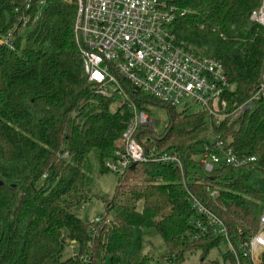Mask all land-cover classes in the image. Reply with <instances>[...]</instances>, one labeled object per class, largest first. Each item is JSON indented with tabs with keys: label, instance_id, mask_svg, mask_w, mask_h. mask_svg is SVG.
Listing matches in <instances>:
<instances>
[{
	"label": "trees",
	"instance_id": "trees-1",
	"mask_svg": "<svg viewBox=\"0 0 264 264\" xmlns=\"http://www.w3.org/2000/svg\"><path fill=\"white\" fill-rule=\"evenodd\" d=\"M169 1L179 9L176 43L223 64L235 85L226 95L228 111L245 104L261 82L264 27L251 19L260 0ZM18 7L16 0H0V39L9 38L0 43V264H101L105 258L119 264L136 227L159 231L168 264H183L194 251L206 257L222 241L228 249L212 264H251L241 244L264 214V190L250 182L264 173V99L219 125L206 112L160 103L170 123L160 137L152 126L140 127L139 142L149 157L176 149L183 167L151 159L130 164L104 200L101 222H85L75 211L90 198V163L109 171L104 163L120 148L133 115L130 102L143 108L154 98L129 86V98L97 92L76 44L75 4ZM217 136L238 158L256 161L206 172L196 158ZM194 199L222 220L229 240L196 226L203 215ZM72 241L79 252L64 258Z\"/></svg>",
	"mask_w": 264,
	"mask_h": 264
},
{
	"label": "built area",
	"instance_id": "built-area-1",
	"mask_svg": "<svg viewBox=\"0 0 264 264\" xmlns=\"http://www.w3.org/2000/svg\"><path fill=\"white\" fill-rule=\"evenodd\" d=\"M16 1L26 12L33 7L40 11L54 0ZM57 1L76 5V44L87 80L96 86L99 94L129 98L126 87L129 86L174 109L191 102L199 105L200 111L206 112L216 125L237 118L255 101L264 99L263 54L258 89L245 104L228 111L226 95L235 89L234 83L219 60L176 43L173 26L179 9L169 0ZM251 19L264 27V0L252 11ZM1 42L8 44L9 38L3 37ZM129 106L133 115L122 134L120 148L113 158L105 161L106 169L121 176L130 164L149 159L182 168L181 154L174 149L148 157L139 142L138 130L142 126H152L154 120L135 103L130 102ZM203 149L201 162L206 172L221 163L237 168L256 161V157L238 158L219 136L212 143H205ZM207 191L212 197L217 194L216 190ZM193 206L203 215V219L195 222L196 226L212 229L229 240L220 218L196 199ZM100 220L101 217H96L93 221ZM71 243L74 247L75 241ZM241 247L251 264H264V214L260 217L258 231L242 242ZM84 261L88 263L87 259Z\"/></svg>",
	"mask_w": 264,
	"mask_h": 264
},
{
	"label": "rangeland",
	"instance_id": "rangeland-1",
	"mask_svg": "<svg viewBox=\"0 0 264 264\" xmlns=\"http://www.w3.org/2000/svg\"><path fill=\"white\" fill-rule=\"evenodd\" d=\"M141 105L143 108L139 109L144 110L154 120L152 125L153 135L160 137V134H163L165 128L170 123L169 109L154 99H147L145 102H142ZM176 110L179 112H198L201 110V107L197 104L188 102V104H181L176 108ZM196 159L201 158L200 156H197ZM89 172L90 177L92 178L90 185V198L78 209H76L75 214L85 222L99 223L102 219L99 222L93 220L96 217H101L104 213V200L106 198H112L115 194L116 187L119 182V175L111 171L101 173L96 160H92L90 163ZM250 182L252 185L256 184L260 189L264 190V173L256 172L251 177ZM127 184L136 185L133 181H128ZM110 218L111 217H107L106 222H109ZM71 244L64 248V258H71L78 254V247H72ZM227 249L228 245L226 241H222L220 244V249L215 248L206 257H202V253L200 251H194L188 255L187 260L183 264H212V261H222L220 250L224 251ZM167 251L168 250L165 240L156 228L136 227L133 232L131 244L125 250L119 264H129V261L132 258L139 256L150 257L145 258V264L148 262H152V264H168V261L166 260ZM83 259L85 260L86 257H83ZM101 264H112V262L109 258H105Z\"/></svg>",
	"mask_w": 264,
	"mask_h": 264
}]
</instances>
